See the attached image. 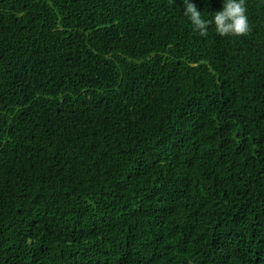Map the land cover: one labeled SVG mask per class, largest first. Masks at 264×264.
Wrapping results in <instances>:
<instances>
[{
	"label": "trees",
	"instance_id": "obj_1",
	"mask_svg": "<svg viewBox=\"0 0 264 264\" xmlns=\"http://www.w3.org/2000/svg\"><path fill=\"white\" fill-rule=\"evenodd\" d=\"M205 19L223 0H192ZM0 0V264H264V0Z\"/></svg>",
	"mask_w": 264,
	"mask_h": 264
},
{
	"label": "clouds",
	"instance_id": "obj_2",
	"mask_svg": "<svg viewBox=\"0 0 264 264\" xmlns=\"http://www.w3.org/2000/svg\"><path fill=\"white\" fill-rule=\"evenodd\" d=\"M182 5L183 15L201 37H207L209 27H213L221 37H243L250 31L245 0H223L221 10L215 12L211 19H205L192 0H182Z\"/></svg>",
	"mask_w": 264,
	"mask_h": 264
}]
</instances>
